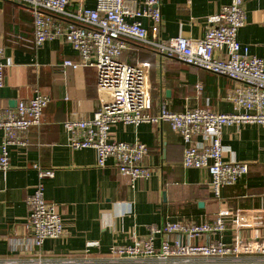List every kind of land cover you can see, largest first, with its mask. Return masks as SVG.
<instances>
[{
  "label": "crops",
  "instance_id": "obj_1",
  "mask_svg": "<svg viewBox=\"0 0 264 264\" xmlns=\"http://www.w3.org/2000/svg\"><path fill=\"white\" fill-rule=\"evenodd\" d=\"M230 2L161 0L162 20L156 39L167 41L176 35L200 38L209 26V17ZM80 6L94 8L96 1L73 0L68 11L77 12ZM244 9L245 24L239 30V41L251 54L264 59V0H244ZM144 23L153 38L151 22ZM0 42L5 48L0 113L15 109L19 101L32 98L38 91L50 96L42 124L26 132L25 145L9 146L10 167L0 170V264L28 262L29 255L24 252V245L32 237L28 200L40 181L45 199L56 205L64 225L61 237L46 239L37 248L51 264H139L141 260L154 264L148 257L138 261L115 257L113 261L110 249L149 239L160 247L166 236L154 232V228L168 221L214 224L224 203L233 210L264 209V124L224 127L225 160L246 162L249 171L236 184L224 187L219 199L209 187L212 176L207 168L184 166L185 142L169 123L117 122L111 129L112 138L143 142L149 149L143 163L151 168V176L132 180L116 168L113 159L104 167L98 166L94 148H72L64 127L68 119L92 118L109 98L98 89L96 67L63 66L66 59L80 61L78 51L62 38L37 45L34 14L27 5L13 0H0ZM216 54L224 56L219 51ZM121 57L130 63H149L151 114L158 113L162 103L173 111L195 107L235 111L228 93L236 82L229 76L162 55L150 44L136 40L128 41ZM3 140L4 132L0 131V153ZM37 165L52 169L54 175L41 180ZM225 224L223 231L204 233L193 243L232 244L237 235L246 242L264 240L261 214L258 221L240 229L233 217H225ZM170 239L173 241L175 235ZM69 259L74 263L64 262ZM192 264H264V254Z\"/></svg>",
  "mask_w": 264,
  "mask_h": 264
},
{
  "label": "built area",
  "instance_id": "obj_2",
  "mask_svg": "<svg viewBox=\"0 0 264 264\" xmlns=\"http://www.w3.org/2000/svg\"><path fill=\"white\" fill-rule=\"evenodd\" d=\"M25 4L34 14V35L37 45L48 39L62 38L72 44L80 61L66 59L65 67L84 65L97 69V86L109 98L103 101L90 119L64 122L70 135L72 148H94L97 164L104 167L109 159L116 168L132 180L149 178L150 167L143 162L148 146L143 142H127L111 137L117 122H167L185 142L183 164L188 168H207L212 176L210 189L215 198L222 197L223 188L236 184L249 171L246 162L227 161L224 158L222 133L225 126L241 123L264 124V59L251 54L239 41V30L245 24L244 0H231L208 19L209 26L200 38L176 35L167 41L156 39L162 20L161 0H95L94 8L80 6L77 12L68 11L73 0H13ZM66 17L67 20L57 18ZM150 21L155 33L144 21ZM129 40L147 43L165 56H176L181 61L232 78L236 85L229 91L235 111L217 112L206 108H188L185 111L168 109L160 105L158 113L148 112L151 101L150 65L146 62L130 63L122 60ZM5 48L0 42V87L5 75L2 65ZM224 53V56L216 52ZM50 96L37 92L28 100H21L15 109L0 113V131L4 132L1 144L0 170L10 167L9 146L25 145V134L40 126ZM39 177H51L52 169L37 165ZM29 223L32 237L24 245L27 264H51L37 248L46 239L59 238L64 233L62 217L53 203L47 202L44 184L34 186L29 200ZM263 210H233L223 204L214 224H186L168 221L154 232L165 234L160 247L153 239L137 240L130 245H117L110 249L113 261L121 257L139 260L151 258L154 264H192L222 260L225 257L264 254V240L244 241L238 235L232 244L193 243L195 237L208 232L223 231L225 217H233L237 229L258 221ZM253 218V221L250 218ZM170 235H175L171 241ZM65 263H74L66 260ZM140 261L139 264H146ZM12 264V262H8ZM18 263V262H16Z\"/></svg>",
  "mask_w": 264,
  "mask_h": 264
},
{
  "label": "trees",
  "instance_id": "obj_3",
  "mask_svg": "<svg viewBox=\"0 0 264 264\" xmlns=\"http://www.w3.org/2000/svg\"><path fill=\"white\" fill-rule=\"evenodd\" d=\"M170 58H174V59H178L176 56H169ZM178 60H180V59H178ZM181 61V60H180ZM183 62V61H182ZM188 65H190V64H188Z\"/></svg>",
  "mask_w": 264,
  "mask_h": 264
}]
</instances>
